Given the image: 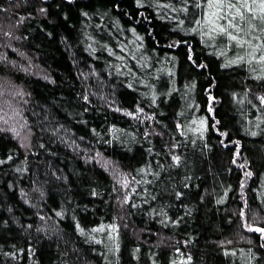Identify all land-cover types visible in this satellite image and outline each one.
<instances>
[{
    "label": "trees",
    "instance_id": "trees-1",
    "mask_svg": "<svg viewBox=\"0 0 264 264\" xmlns=\"http://www.w3.org/2000/svg\"><path fill=\"white\" fill-rule=\"evenodd\" d=\"M184 4L0 0V264H264V68Z\"/></svg>",
    "mask_w": 264,
    "mask_h": 264
},
{
    "label": "snow or ice",
    "instance_id": "snow-or-ice-1",
    "mask_svg": "<svg viewBox=\"0 0 264 264\" xmlns=\"http://www.w3.org/2000/svg\"><path fill=\"white\" fill-rule=\"evenodd\" d=\"M194 6L197 9H203L202 19L195 20L196 25H206L207 32H202V35L207 36H224L227 39L228 44H235L238 47H247L248 51L245 52L247 57V63L252 64L257 62L261 68H264V39L255 33H264V0H193ZM138 5L142 6V0H136ZM188 0H185L183 11H188ZM175 11V9H173ZM42 11H44L42 9ZM84 16H88L87 12L83 13ZM198 29L193 27L191 31L196 32ZM135 33V28L132 29ZM11 33H9L10 35ZM143 39V37H140ZM122 46V45H121ZM111 50V49H110ZM245 56L237 55L231 63H240L245 60ZM191 58V57H190ZM123 59V57H121ZM203 67L204 65H199ZM255 71V69H253ZM260 78V77H257ZM132 85H129L131 87ZM147 95V93H145ZM261 101H264V96L259 97ZM87 100L88 97L84 96ZM155 100V94H153V101ZM140 112L144 109L140 108ZM128 115H134L132 112H128ZM15 132V129H13ZM19 136V133H16ZM226 134V133H225ZM255 135V133H252ZM239 153H237L238 155ZM11 159V157H9ZM174 160L179 162L180 157L174 156ZM2 162V161H0ZM243 167V165H241ZM246 175H251L249 171ZM62 215V213H60ZM100 225V228H103ZM109 227L116 228L118 225H110ZM245 228L249 230H255L264 234V227L258 225H249L247 221L244 223ZM81 231H84L81 229Z\"/></svg>",
    "mask_w": 264,
    "mask_h": 264
},
{
    "label": "rangeland",
    "instance_id": "rangeland-1",
    "mask_svg": "<svg viewBox=\"0 0 264 264\" xmlns=\"http://www.w3.org/2000/svg\"><path fill=\"white\" fill-rule=\"evenodd\" d=\"M8 29V31H11L12 29L11 28H7ZM0 34H2V32L0 31ZM12 37V36H11ZM29 65H30V68L33 70V71H35V72H40V70L37 68V66H35L34 64H31V62H27ZM26 63V64H27ZM39 75H41V73L39 74ZM3 87H4V85H1L0 86V93L1 92H3ZM2 94H6V93H2ZM20 95V94H16V92L14 93V96H13V98H18V96ZM19 99V98H18ZM3 107H4V104H0V126H2L3 125V127L5 126L4 125V123H3V120H4V118H3V116H5L6 115V110H4L3 109ZM6 118H7V116L5 117V120H4V122L6 121ZM17 119V118H16ZM17 121V120H16ZM9 124V123H8ZM23 129L25 130V128H24V126H22V127H19V129H18V131L17 130H15L16 132H19V133H21L22 131H23ZM23 133V132H22ZM15 135H17L16 133H15ZM108 162V161H107ZM104 165H105V167L107 168V170H109L111 173H114L116 176L118 175L117 173H116V168L114 167V166H112V165H110L111 163L110 162H108V163H106V162H104L103 163Z\"/></svg>",
    "mask_w": 264,
    "mask_h": 264
}]
</instances>
